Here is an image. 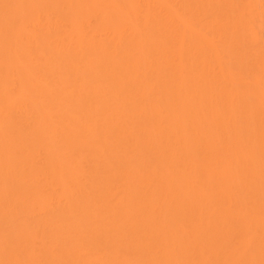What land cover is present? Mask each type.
<instances>
[{
    "label": "bare ground",
    "instance_id": "6f19581e",
    "mask_svg": "<svg viewBox=\"0 0 264 264\" xmlns=\"http://www.w3.org/2000/svg\"><path fill=\"white\" fill-rule=\"evenodd\" d=\"M0 264H264V0H0Z\"/></svg>",
    "mask_w": 264,
    "mask_h": 264
}]
</instances>
